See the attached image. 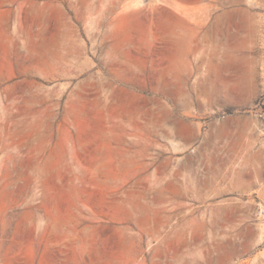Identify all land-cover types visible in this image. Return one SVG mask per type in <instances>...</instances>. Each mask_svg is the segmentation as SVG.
Wrapping results in <instances>:
<instances>
[{
	"label": "crops",
	"instance_id": "0c3cea01",
	"mask_svg": "<svg viewBox=\"0 0 264 264\" xmlns=\"http://www.w3.org/2000/svg\"><path fill=\"white\" fill-rule=\"evenodd\" d=\"M250 1L0 2L8 22L2 34L22 37L26 51L40 54L32 77L78 76L96 99L112 93L116 78H141L149 87L132 93L174 102L162 125V205L147 206L143 226L133 210L119 220L111 206L88 205L80 190L1 189L0 211L16 216L0 264H231L245 256L248 214L264 205L261 16L232 6ZM100 50L105 68L88 55ZM203 113L213 116L202 130L193 118ZM52 128L66 136L37 148L39 172L23 179L81 180L71 126ZM200 244L213 254H200Z\"/></svg>",
	"mask_w": 264,
	"mask_h": 264
},
{
	"label": "rangeland",
	"instance_id": "374dc122",
	"mask_svg": "<svg viewBox=\"0 0 264 264\" xmlns=\"http://www.w3.org/2000/svg\"><path fill=\"white\" fill-rule=\"evenodd\" d=\"M240 5L255 9L261 16L264 51V0L232 4L233 7ZM1 7L0 190H80L86 193L88 205H100L103 211L111 206L119 220H124L133 210L136 224L143 226L147 206L162 205V187H166L162 182V125L165 126L166 113L170 110L173 113L174 102L145 99L148 95L132 93L130 88L149 87L141 78H116L112 93L96 99V95L86 90L88 85L79 83L78 76L69 80L32 77L30 64L40 60V54L26 51L22 37L2 34L7 16ZM104 25L102 22L101 27ZM96 27L95 24L88 26L87 32L95 35ZM81 34L86 36L89 45L94 42L93 37ZM104 44L100 41L98 49ZM88 55L105 68L102 50ZM10 62L15 69L8 66ZM106 84L107 80L102 79L99 87L105 88ZM212 116V113H203L190 118L203 130ZM56 124L71 126V160L76 165L74 171L82 179L64 182L23 179L26 174L39 172L37 148H46L56 136H66L62 129L55 132L52 126ZM45 168L51 165L48 163ZM15 216V210L0 211V256ZM247 225L246 254L231 264H264V216L258 215V204L248 214ZM206 252L212 255L214 250L200 244L199 253Z\"/></svg>",
	"mask_w": 264,
	"mask_h": 264
},
{
	"label": "built area",
	"instance_id": "2783aa9c",
	"mask_svg": "<svg viewBox=\"0 0 264 264\" xmlns=\"http://www.w3.org/2000/svg\"><path fill=\"white\" fill-rule=\"evenodd\" d=\"M258 215L264 216V205L258 203Z\"/></svg>",
	"mask_w": 264,
	"mask_h": 264
}]
</instances>
